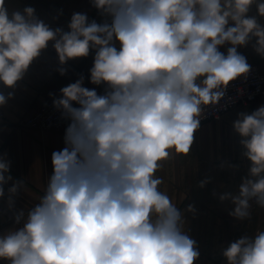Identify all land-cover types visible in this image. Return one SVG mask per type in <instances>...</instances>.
<instances>
[{"label": "clouds", "instance_id": "clouds-1", "mask_svg": "<svg viewBox=\"0 0 264 264\" xmlns=\"http://www.w3.org/2000/svg\"><path fill=\"white\" fill-rule=\"evenodd\" d=\"M104 18L73 13L68 30L53 29L35 9L9 10L0 0V106L14 97L33 62L51 42L61 76L70 60L94 51L90 83L81 75L60 89L53 106L67 120L62 150L39 202L14 214L16 227L0 234L3 264H195L200 252L185 230L184 212L160 190L156 172L172 152L187 155L204 109L225 97L251 66L238 48L264 57V0H91ZM256 15H250L252 7ZM229 45L226 53L220 48ZM248 174L229 215L250 218L264 208V105L240 112ZM0 155V198L8 205L24 187ZM208 180L200 182L204 187ZM226 264H264V231L222 249Z\"/></svg>", "mask_w": 264, "mask_h": 264}, {"label": "crops", "instance_id": "crops-1", "mask_svg": "<svg viewBox=\"0 0 264 264\" xmlns=\"http://www.w3.org/2000/svg\"><path fill=\"white\" fill-rule=\"evenodd\" d=\"M9 10L23 11L31 6L39 19L53 29L57 27L68 30L73 13H86L89 20L103 22L104 18L92 7L91 0H5ZM250 15H256L255 6ZM264 23V18H261ZM225 45L220 48L226 53ZM254 63L264 75V57L256 54L251 44L238 48ZM95 52L86 58L70 60L65 66L67 72L61 76L56 70L59 66L55 50L51 42L39 58L30 66L24 79L18 82L14 97L7 104L0 106V155H7L10 160V175L13 181L23 180L24 187L13 198L14 207L8 205L7 188L5 197L0 198V234L16 227L14 214L23 209L25 213L39 202L44 194L47 181L53 173L52 153L65 147L64 135L68 126L65 120L61 129L41 131L23 129L20 124L28 116L34 114L47 99L60 95V89L74 83L81 75L84 86L95 88L103 94L104 86L90 83V69L93 66ZM12 89L0 84V92L5 95ZM255 104H238L217 119L201 123L194 134V143L187 155L172 152L167 160L161 162L162 167L156 176L162 178L159 186L178 208L187 209L194 206L195 212H184L185 230L193 238L200 252L195 264H226L222 249L236 239L248 235L255 236L264 231V208L254 202L250 209V218L239 221L229 215L233 209L231 201H221L219 196L225 192L235 193L242 178L248 174L250 162L243 157L241 137L233 130V122L238 113H251ZM208 180L204 187L200 182ZM3 264V262H0Z\"/></svg>", "mask_w": 264, "mask_h": 264}, {"label": "built area", "instance_id": "built-area-1", "mask_svg": "<svg viewBox=\"0 0 264 264\" xmlns=\"http://www.w3.org/2000/svg\"><path fill=\"white\" fill-rule=\"evenodd\" d=\"M251 71L247 79L238 78L230 83L225 97L216 106L204 109L201 123L219 118L238 104H255L254 110L264 105V75L254 63H248ZM60 95L55 96L59 98ZM53 98H49L36 112L25 118L20 126L23 129H37L41 131H56L61 129L64 119L53 106ZM253 110V111H254Z\"/></svg>", "mask_w": 264, "mask_h": 264}]
</instances>
